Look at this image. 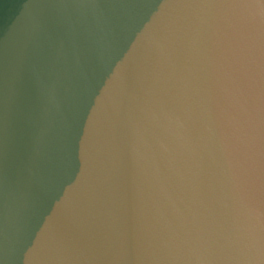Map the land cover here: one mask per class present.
<instances>
[{
  "label": "water",
  "instance_id": "water-1",
  "mask_svg": "<svg viewBox=\"0 0 264 264\" xmlns=\"http://www.w3.org/2000/svg\"><path fill=\"white\" fill-rule=\"evenodd\" d=\"M0 264H264V0H0Z\"/></svg>",
  "mask_w": 264,
  "mask_h": 264
},
{
  "label": "clouds",
  "instance_id": "clouds-1",
  "mask_svg": "<svg viewBox=\"0 0 264 264\" xmlns=\"http://www.w3.org/2000/svg\"><path fill=\"white\" fill-rule=\"evenodd\" d=\"M121 83H122V81H118V82H117V84H116V88H117V89H119V88H120V86H121Z\"/></svg>",
  "mask_w": 264,
  "mask_h": 264
}]
</instances>
